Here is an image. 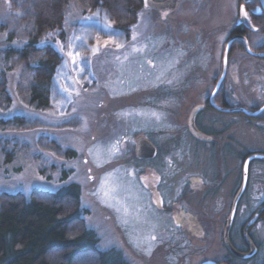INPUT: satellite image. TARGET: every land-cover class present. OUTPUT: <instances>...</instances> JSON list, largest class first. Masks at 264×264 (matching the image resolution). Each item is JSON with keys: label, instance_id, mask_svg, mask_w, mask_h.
Wrapping results in <instances>:
<instances>
[{"label": "rangeland", "instance_id": "rangeland-1", "mask_svg": "<svg viewBox=\"0 0 264 264\" xmlns=\"http://www.w3.org/2000/svg\"><path fill=\"white\" fill-rule=\"evenodd\" d=\"M206 3L201 14L195 12L196 6L192 7L190 26L185 28L182 22L168 24L159 14L141 7L137 24L129 29L128 42L121 44L100 36L92 45L94 51L84 54L74 50L72 37L76 25L91 22L94 8L90 0L68 3L63 13L65 39L46 31L38 44L51 45L62 54L66 79L60 78L59 85L68 99L38 110L28 95L33 64L29 68L19 56L3 55L9 48L21 49L30 41L28 8L22 0H0V73L6 74L10 99L6 102L0 96V121L25 118L24 126L19 128L11 123L0 124V139L8 141L5 152L13 150L11 162L6 161V154H0V195L23 194L27 198L36 190L57 192L78 184L81 217L85 227L97 234L101 251L116 249L128 264H199L217 257V240L213 245L199 247L193 242L195 239L187 237L185 243L175 244L168 207L161 209L169 199L164 163L167 156L163 162L158 158L140 163L136 154L140 137H151L154 130L160 134L158 130L167 125L173 108L170 97L177 95L170 83L191 86L186 101L177 106L176 122L182 124L221 76L236 3ZM186 64H191V68ZM238 74L235 106L251 110L262 100L255 99L243 81L247 79L252 84L258 79L243 65ZM208 116L213 119L212 128L222 134L228 131L223 142L233 131L239 145H264V139L254 136L263 134L264 120L220 117L214 113ZM167 132L155 140L165 154L169 150L178 173L184 171L186 164L193 170L209 165L207 154L188 149L192 144L189 134L175 133L173 147L168 143ZM182 143L185 147L181 148Z\"/></svg>", "mask_w": 264, "mask_h": 264}, {"label": "flooded vegetation", "instance_id": "flooded-vegetation-1", "mask_svg": "<svg viewBox=\"0 0 264 264\" xmlns=\"http://www.w3.org/2000/svg\"><path fill=\"white\" fill-rule=\"evenodd\" d=\"M153 1L163 3L167 0ZM235 3L236 16L228 31L222 72L214 89L208 96L200 97L199 102L191 109L187 121L183 119L182 124H179L176 122L179 117L177 106L186 101L189 94L187 91L191 86L189 84L182 87L170 83L174 93L177 91V95L170 97L173 108L168 113L167 125L158 130L160 134H156L154 130L151 137L143 136L138 139V141L147 140L156 148V155L152 158L137 156L140 163L159 159H163L161 161L163 162L165 155L167 156L164 163L168 171L166 187L169 199L168 204H162L161 209L168 207L167 212L173 223V237H176L175 244L185 243L187 237L195 239L193 242L199 247L209 243L214 244L217 240L218 245H215L219 248L217 257L204 259L199 264L205 262L264 264V145L256 144L252 148L239 145L236 143V135L233 131L226 135L223 142V135L228 131L222 134L219 129L212 128L213 119L208 116L209 113H214L220 117L243 116L264 120V111L255 118L239 111L227 112L239 108L235 106V101L236 86L240 85L238 69L241 65L256 75L257 83L251 84L247 79L243 82L252 89L250 92L247 87L255 99L259 102L262 100L249 111L255 112L264 107V0H234ZM142 4V8L159 14V18L166 20L168 24L182 22L183 28L190 26L188 20L192 17L189 16L192 7L196 6L195 12L201 14L207 5L206 0H177L175 7L166 9L147 7L145 0H142ZM241 61L245 62V65ZM185 66L191 68V64ZM229 71L231 73L228 76ZM223 74L224 78L219 84ZM212 94H214L213 98ZM196 108L198 110L194 113ZM193 113V126L200 135L192 130L190 120ZM166 131H168V143L173 147L175 142L172 137L175 133L189 134L192 144L188 145V149L200 150L205 156L207 154L209 165L198 166L193 170L191 165L186 164L184 171L178 173L176 162L169 150L167 149L165 154L155 140L158 139L157 137H162L164 134L162 132ZM254 136L264 139V132L256 133ZM180 147L185 145L182 143ZM256 155L263 157L249 160ZM161 186L158 191H161Z\"/></svg>", "mask_w": 264, "mask_h": 264}, {"label": "trees", "instance_id": "trees-1", "mask_svg": "<svg viewBox=\"0 0 264 264\" xmlns=\"http://www.w3.org/2000/svg\"><path fill=\"white\" fill-rule=\"evenodd\" d=\"M29 11L30 41L21 49L9 48L3 55L19 56L34 72L29 87L30 103L38 110L50 108L68 97L61 92L59 79L65 78L64 58L53 46L38 47L46 31L65 39L64 10L76 0H22ZM94 8L91 22L75 26L72 47L76 52L93 50L94 41L105 36L124 44L131 38L129 29L137 24L142 0H90ZM107 24L108 27H104ZM94 51V50H93ZM0 96L9 102L7 77L0 73ZM58 98V99H57ZM24 117L1 120L0 124L24 126ZM22 125V126H21ZM0 154L11 162L13 150ZM12 151V152H11ZM73 155V153H72ZM1 168V163H0ZM81 207V188L71 184L57 192L33 191L0 195V264H128L116 249L101 251L97 234L85 227Z\"/></svg>", "mask_w": 264, "mask_h": 264}, {"label": "water", "instance_id": "water-1", "mask_svg": "<svg viewBox=\"0 0 264 264\" xmlns=\"http://www.w3.org/2000/svg\"><path fill=\"white\" fill-rule=\"evenodd\" d=\"M176 2H177V0H167L166 2H163V3H156L153 0H145V5L147 7L154 8V9H166L168 7H171V8L175 7ZM244 19H245V17H244ZM228 48H229V45H228ZM228 48L226 50L225 63H226V57H227ZM224 72H225V70H224ZM223 78H224V74L222 75L221 79L219 80V84H220V82L222 81ZM219 84H218V86H219ZM218 86L216 88V91L218 89ZM216 91L214 92V94L216 93ZM214 94H212V98H213ZM212 103H213V101H212ZM213 105H214V103H213ZM197 110H198V108L195 109L194 113ZM221 110L224 111L223 109H221ZM232 111H239V112H241V113H243L245 115H248L250 117H254L255 118V117H257L258 115H260L264 111V107H262L261 109L255 111V112H251V111H249L247 109H244V108H237V109L227 110V112H232ZM194 113L192 114V117H191V120H190L191 125H192V130L197 135H200V133H198V131L193 126V122L192 121H193ZM136 154L140 158H152V157H154L156 155V148L150 142H148L147 140L140 139L139 141H137ZM257 157L261 158L263 156H261V155L252 156V157L249 158V160H251L253 158H257ZM203 264H218V263H216V262H205Z\"/></svg>", "mask_w": 264, "mask_h": 264}, {"label": "snow or ice", "instance_id": "snow-or-ice-1", "mask_svg": "<svg viewBox=\"0 0 264 264\" xmlns=\"http://www.w3.org/2000/svg\"><path fill=\"white\" fill-rule=\"evenodd\" d=\"M104 27H108V25L107 24H105L104 25ZM136 37L135 36H133V39H135ZM119 46V45H118ZM69 55H72V53H69ZM77 55H78V53H77ZM75 62V61H74Z\"/></svg>", "mask_w": 264, "mask_h": 264}]
</instances>
